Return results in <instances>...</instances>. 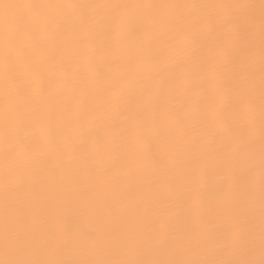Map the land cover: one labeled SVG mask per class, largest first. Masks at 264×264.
<instances>
[{"label": "bare ground", "instance_id": "6f19581e", "mask_svg": "<svg viewBox=\"0 0 264 264\" xmlns=\"http://www.w3.org/2000/svg\"><path fill=\"white\" fill-rule=\"evenodd\" d=\"M262 260L264 0H0V264Z\"/></svg>", "mask_w": 264, "mask_h": 264}, {"label": "snow or ice", "instance_id": "6c2138e0", "mask_svg": "<svg viewBox=\"0 0 264 264\" xmlns=\"http://www.w3.org/2000/svg\"><path fill=\"white\" fill-rule=\"evenodd\" d=\"M5 7H12L11 5H5ZM35 7H47L45 5H37ZM115 7H119V6H115ZM7 264H17V262H7ZM239 264H254V262L252 261H243V262H239ZM261 264H264V260L261 261Z\"/></svg>", "mask_w": 264, "mask_h": 264}]
</instances>
